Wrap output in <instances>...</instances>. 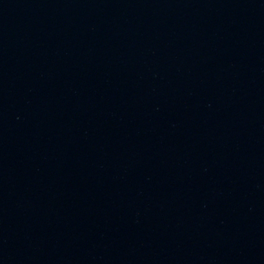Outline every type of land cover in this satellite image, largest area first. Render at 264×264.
Instances as JSON below:
<instances>
[{
  "label": "water",
  "instance_id": "obj_1",
  "mask_svg": "<svg viewBox=\"0 0 264 264\" xmlns=\"http://www.w3.org/2000/svg\"><path fill=\"white\" fill-rule=\"evenodd\" d=\"M0 264H264V0H0Z\"/></svg>",
  "mask_w": 264,
  "mask_h": 264
}]
</instances>
